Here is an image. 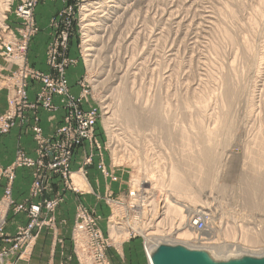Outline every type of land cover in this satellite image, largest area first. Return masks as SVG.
Listing matches in <instances>:
<instances>
[{
	"label": "rangeland",
	"instance_id": "obj_1",
	"mask_svg": "<svg viewBox=\"0 0 264 264\" xmlns=\"http://www.w3.org/2000/svg\"><path fill=\"white\" fill-rule=\"evenodd\" d=\"M94 1L100 0H38L34 7L36 29L21 59L54 80L65 78L66 84L63 91L57 85L47 94L52 108L26 107L22 111L29 121H16L0 133V164H4L0 166L4 211L0 264H91L82 261L77 243L89 244L94 230L111 264H150L146 237L172 239L187 227L194 234L182 241L188 240L192 250L220 244L242 255L244 245L254 251L251 257L264 261V0H103V4L86 6ZM86 7H92L89 17L96 22L89 27L91 51L85 50ZM6 15L10 29L19 25L12 13ZM1 27L0 43L7 35ZM246 45H250L249 53ZM0 46L3 114L8 108V88L2 78L17 70L20 60L5 59V47ZM227 87L235 92L229 104ZM41 89L40 81H26L29 102L37 100ZM122 92L128 102L125 107ZM122 108L132 110L137 118L120 117ZM40 111L49 119L61 111L59 122L47 134L40 124ZM78 112H94L95 121L90 133L71 149L66 176L36 165L15 167L12 179L6 175L18 151L47 163L51 143L56 141L64 150L76 137L73 127ZM153 112L161 116L154 119ZM34 116H38L39 137L32 129ZM16 126L23 133L13 135ZM64 126L71 127L70 133L63 131L57 138ZM202 149L215 155L214 168L199 160ZM56 154L61 156L60 148ZM180 160L185 184L194 196L178 198L182 221L164 214L165 198L173 194L167 183L170 166ZM37 180L41 191L35 193ZM251 182L255 189L247 185ZM28 186V194L17 201L13 187ZM133 189L135 199L129 195ZM68 194L75 201L72 226L68 219L56 217ZM86 195L92 196V203ZM53 199L57 205L46 209ZM191 201L197 210L209 213L207 233L198 234L186 225L189 215L196 213L183 209ZM18 204L26 210H17ZM33 206L40 213L30 241L25 232L33 219ZM18 213L25 214L26 221L10 224ZM244 229L255 231L252 235L257 240L249 242ZM164 241H158V246Z\"/></svg>",
	"mask_w": 264,
	"mask_h": 264
},
{
	"label": "built area",
	"instance_id": "obj_2",
	"mask_svg": "<svg viewBox=\"0 0 264 264\" xmlns=\"http://www.w3.org/2000/svg\"><path fill=\"white\" fill-rule=\"evenodd\" d=\"M38 0H1V9H0V26L3 32H7L6 40L0 43L5 47L4 56L5 59L8 60H16L19 61L18 63L19 68L11 73L10 76H6L2 82H5L8 88V108L3 113L0 114V133L7 132L11 127L15 125L16 121H20L22 123H27L29 121L28 117L25 116L23 113V109L26 107L31 108L32 110L35 109L37 106H40L43 109H50L52 108L51 99L47 95L51 93V91H55L58 85L60 92L64 90L66 80L65 78L61 77L59 80H54L49 76V74H42L39 71H35L32 68L26 66L23 59H21L25 55V51L27 48V43L30 37L34 34L36 29L35 23L33 20V11L34 7L37 4ZM14 8V9H13ZM12 13L16 20L19 21V25L14 26L12 29L6 23L8 16L6 14ZM66 36V35H65ZM4 38V39H5ZM64 44L67 42V37L63 38ZM1 48V46H0ZM36 79L40 81L42 85V89L38 94L37 100L35 102H29L27 91H26V81ZM55 108V107H54ZM30 109V110H31ZM76 118L77 126L74 128V135L75 138H70L69 143L65 146L64 150L62 146L57 147L56 141L51 143L47 150V154H49V161L45 163L42 159H39L37 162L33 161L31 158H28L24 155L23 152L18 151L16 154V159L12 166L8 168L6 171V175L13 178V170L15 167L18 166H40L41 169L47 168L48 170L60 171L63 176L68 174V159L71 157V149L73 147L78 146L81 142L82 138H84L93 128V124L95 121V113L90 112L87 114L77 113ZM38 116L32 117V129L34 130L37 137L41 136L40 130L37 127ZM71 127L64 126L62 127L59 132H57V138L60 137L63 131H69ZM59 140V139H58ZM61 149V156H58L56 152ZM34 192L41 191V182L39 180L35 181L33 184ZM136 190H131L129 195L132 197L131 199H135L137 197ZM8 201L11 198L10 190L7 191ZM140 194H138V197ZM10 197V198H9ZM58 200L53 199L46 203V209L53 210V208L57 205ZM17 210H26V207L22 204H18ZM84 212V211H83ZM40 213L39 207H32L30 210V215L33 217L32 221H30L27 229H26V238L31 239L32 241L34 238L33 234H31V230L34 228L36 223V218ZM29 215V216H30ZM83 215V213H81ZM209 213L206 211H198L195 214L189 215L186 220V225L188 224L190 227L195 229V232L201 234L202 232L208 231V223H209ZM139 222V221H138ZM184 223V224H185ZM115 221L111 226L115 227ZM183 224V225H184ZM3 222H0V228L2 227ZM77 233L81 232V225L77 224ZM117 229V228H116ZM94 232V239L86 243H77L80 249L81 259L84 262L89 261L91 264H111L110 261L105 256V245L102 242H99L98 239L101 238L99 232L97 230L92 231ZM79 237V236H78ZM200 239L202 238L199 236ZM79 241V240H78ZM30 247V246H28Z\"/></svg>",
	"mask_w": 264,
	"mask_h": 264
},
{
	"label": "bare ground",
	"instance_id": "obj_3",
	"mask_svg": "<svg viewBox=\"0 0 264 264\" xmlns=\"http://www.w3.org/2000/svg\"><path fill=\"white\" fill-rule=\"evenodd\" d=\"M121 1V0H120ZM119 1V2H120ZM123 1V0H122ZM128 1V0H127ZM130 1V0H129ZM133 3H134V1L133 0H131ZM135 1H139V0H135ZM100 2H102V4H103V0H100V1H94V2H90V4H87L86 6H92V4H99ZM131 2V3H132ZM105 3V2H104ZM125 3V2H124ZM130 3V4H131ZM132 3V4H133ZM131 4V5H132ZM105 5V4H104ZM110 5V4H109ZM115 5V4H114ZM117 5H119V4H117ZM262 5H264V4H262ZM101 6V5H100ZM128 6V5H127ZM93 7V6H92ZM92 7L91 8H85L84 10H85V14H83V21H85L86 23H84V28L86 29V35H87V39H86V45L85 46H87L86 47V51L88 50V51H91V49H92V46H91V43L89 42L90 41V38H91V36H89V27L90 26H92V25H95L96 24V22L94 21V23H93V21H91V18L89 17L91 14H93V12L94 11H92L91 9H92ZM95 7V6H94ZM108 7H110V6H108ZM111 7H114V6H111ZM117 7V6H116ZM115 7V8H116ZM119 7V6H118ZM263 7V6H262ZM264 8V7H263ZM102 9V8H101ZM108 9V8H107ZM113 9V8H112ZM127 9V8H126ZM128 9H129V6H128ZM261 9V8H260ZM83 10V11H84ZM87 11H88V13H87ZM255 11V10H254ZM115 12V11H114ZM171 11H169V13H167V14H170L169 15V17H171L173 14L172 13H170ZM257 12H259V11H257ZM109 13V12H108ZM258 14V13H257ZM259 15V14H258ZM209 17V16H208ZM103 18V17H102ZM96 19V18H95ZM94 19V20H95ZM174 19V18H173ZM176 19V18H175ZM174 19V20H175ZM252 22H254V21H252ZM98 25V24H97ZM96 26V25H95ZM254 26V25H253ZM94 27V26H93ZM92 29V28H91ZM137 34V33H136ZM96 36V35H95ZM131 38H132V36H131ZM128 39V38H127ZM92 40V39H91ZM130 40V39H129ZM93 50V49H92ZM246 50H247V52L249 53V50H251L250 49V45H246ZM142 51V50H141ZM87 55H91V54H87ZM256 56V55H255ZM256 61V60H255ZM257 64V63H256ZM253 69H255V64L253 65ZM228 89H226V93H227V95L228 96H226V102L229 104V101H230V98H232L233 97V95H234V90L231 88V87H227ZM115 93V92H114ZM122 99V102H123V105H124V107L126 106V104L128 103L127 102V99H126V97H125V94L122 92L121 93V96H120ZM118 106V105H117ZM119 111V110H118ZM158 112V111H157ZM157 112H153L152 113V118H154V119H157L158 118V116L160 115L159 113H157ZM120 113V117H122V118H126V120L128 119V120H133L135 117H136V115H135V113L132 111V110H130V109H125V108H122V110L119 112ZM161 116V115H160ZM137 118V117H136ZM135 118V119H136ZM146 118V117H145ZM161 118V117H160ZM107 119H108V117H107ZM163 120V119H162ZM145 121V120H144ZM159 122V121H158ZM149 123V122H148ZM160 123V122H159ZM163 124V123H162ZM161 125V124H160ZM172 126V125H171ZM165 129V128H164ZM172 131V130H171ZM180 131V130H179ZM213 130H211L210 132H209V134L210 133H213L212 132ZM170 132V131H169ZM176 133V132H175ZM208 134V135H209ZM171 136V135H170ZM210 136V135H209ZM208 136V137H209ZM174 137V136H173ZM208 140H210V139H208ZM188 141V140H187ZM186 141V143H188ZM187 145V144H186ZM203 147H204V145H203ZM202 147V148H203ZM208 149H209V147H208ZM207 149V150H208ZM207 150H204V149H202L200 152H201V156H199V155H197V156H199L200 158H199V160L201 161V163L203 164V165H207L208 166V168H211L212 166H213V164H216L217 162H216V158H215V155L213 154V153H211V152H209V150L207 151ZM198 154H200V153H198ZM195 155V154H194ZM190 159H191V157H190ZM190 159H189V161H190ZM198 159V158H197ZM188 160V159H187ZM196 160V159H195ZM176 162V163H175ZM175 162H172L171 163V166H170V171H169V175H168V186H170V188H172V195H171V197L173 198H169L168 196H166V198H165V202H164V207H166V209L164 210V214H165V216H166V214L170 217H172V216H179L180 217V220L182 221L183 219H184V214H183V212H182V205L180 206V203H178L179 202V200H178V198L179 197H186V198H192V197H194V196H191V193H193V191H190V188H188L189 186L188 185H186L185 184V177H184V175H183V173H186V172H183V170H182V167H183V164L181 163V160L180 161H175ZM185 163V162H184ZM195 163V162H194ZM192 164V163H191ZM191 166V165H190ZM196 166V165H195ZM207 168V169H208ZM213 168H214V166H213ZM182 171V172H181ZM184 171H185V169H184ZM198 171V170H197ZM209 171V170H208ZM262 172V171H261ZM258 173V172H257ZM263 173V172H262ZM189 174H190V172H189ZM185 175H187V174H185ZM258 177H261V176H258ZM207 178V177H206ZM203 179V178H202ZM135 180V179H134ZM186 180H187V178H186ZM75 181H78L79 182V180L78 179H76ZM136 181V180H135ZM259 181V180H258ZM248 186H249V188L250 189H255L257 186L255 185V183L253 184V182H251L250 184H247ZM196 198V197H195ZM184 199V198H183ZM192 200V199H191ZM192 202V201H191ZM183 209L184 210H186V212L189 214V211H195V212H198V211H201V210H197L195 207H196V205H194L193 204V202L192 203H186V204H184L183 205ZM183 210V211H184ZM3 209H1L0 208V216L3 214ZM170 217V218H171ZM167 218V217H166ZM169 218V219H170ZM188 225V224H187ZM181 228H183V227H181ZM192 230V229H191ZM181 231V230H180ZM194 231V230H193ZM210 232L211 231H209V234H210ZM243 232H245V238L246 239H248V241L249 242H251V241H253V239H254V241L255 240H257V239H255L254 238V236L252 235L253 233L255 234L256 232L255 231H249V230H246V229H244L243 230ZM246 232H249V233H246ZM154 233V232H153ZM207 233V232H206ZM205 233V234H206ZM146 234V233H145ZM149 234V233H148ZM152 234V233H151ZM177 236H173V238L171 239V238H166V239H160L159 240V238L157 237V236H150V237H146V242H147V246H148V259H149V263L150 264H155L154 263V258H155V256H156V254H157V252L159 251V248H160V246L162 245V246H166V248H170V249H172V248H181V249H183L185 252H187V253H189V254H191V255H195V256H198L200 259H201V261L204 263V264H240V262H252V261H258V262H264V261H262V260H258V259H255L254 257H251L250 255H254V251H252L251 249H249L248 248V246H244L243 245V247L241 248L242 249V255H245V256H242V255H239L237 252L239 251H237L236 253L235 252H233V251H230V249L231 248H229V249H226L225 248V245H207V246H205L204 245V247L203 246H201V247H198V248H203L201 251H198V250H192L190 247H192V246H190V247H187V246H189V245H186V243H187V241L185 240V241H182V239L184 238V237H186V239H188V237L187 236H192V234H194L193 232H190V228L189 227H187V229L186 230H183L182 232H180V233H175ZM150 235V234H149ZM207 235V234H206ZM213 235V234H212ZM169 237V236H168ZM171 237V236H170ZM157 238H158V241H161V240H165L164 242V244H161L160 246H158V244L159 243H157L158 241H157ZM189 238H191V237H189ZM208 238V237H207ZM245 239V241H247ZM157 242H156V241ZM208 240H210V238L208 239ZM206 241V240H205ZM187 244H189V243H187ZM209 244V243H208ZM184 246H186V247H184ZM195 248H197V247H195ZM197 248V249H198ZM235 251V250H234ZM263 260H264V258H262Z\"/></svg>",
	"mask_w": 264,
	"mask_h": 264
},
{
	"label": "crops",
	"instance_id": "obj_4",
	"mask_svg": "<svg viewBox=\"0 0 264 264\" xmlns=\"http://www.w3.org/2000/svg\"><path fill=\"white\" fill-rule=\"evenodd\" d=\"M71 84H73V82H71ZM74 88H75V86H74ZM0 94H1L0 95V112H1L6 108V98H5L4 93L1 92ZM40 116H41V121H40L41 127L44 130V133L47 134V133L51 132L53 129V126L54 125L56 126L57 123L59 122V119L61 116V111L57 112V114L51 119H49L46 112H43V111H40ZM11 131H12L13 135H17L19 132L23 131V128L16 126ZM30 150H31V148L28 149V151H30ZM31 153H33V151H31ZM0 166H4V164H0ZM76 167H77V165L75 163H73L72 168L75 169ZM29 175L31 178V172L29 173ZM88 184L90 185L89 182H88ZM111 187L113 189H116L115 185H112ZM28 188H29V186L27 187V189H19L18 187L15 189L13 187V194H14V197L17 199V201L22 200L23 197H25L28 194ZM86 199L88 201H90V203L93 202V198L91 195H86ZM74 208H75V201H74L73 195L68 194L67 199L57 209V212H56L57 220H59L60 218H66V219H68V221H70V224H71L70 226H72V222H73V218H74ZM17 221L25 222L26 221L25 214H23V213L13 214V221L10 224L13 225V223L17 222ZM7 225H9V224H7ZM44 231H42V233Z\"/></svg>",
	"mask_w": 264,
	"mask_h": 264
},
{
	"label": "water",
	"instance_id": "obj_5",
	"mask_svg": "<svg viewBox=\"0 0 264 264\" xmlns=\"http://www.w3.org/2000/svg\"><path fill=\"white\" fill-rule=\"evenodd\" d=\"M155 264H204L198 256L191 255L181 248L160 246L154 258ZM240 264H264V262H240Z\"/></svg>",
	"mask_w": 264,
	"mask_h": 264
}]
</instances>
